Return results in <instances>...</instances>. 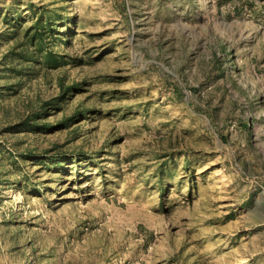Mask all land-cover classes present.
<instances>
[{
    "label": "rangeland",
    "instance_id": "1",
    "mask_svg": "<svg viewBox=\"0 0 264 264\" xmlns=\"http://www.w3.org/2000/svg\"><path fill=\"white\" fill-rule=\"evenodd\" d=\"M0 264H264V0H0Z\"/></svg>",
    "mask_w": 264,
    "mask_h": 264
}]
</instances>
